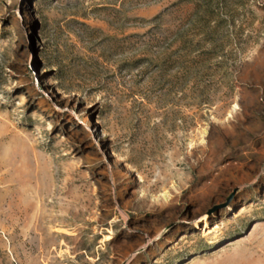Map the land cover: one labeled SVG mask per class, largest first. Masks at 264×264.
Here are the masks:
<instances>
[{
	"label": "rangeland",
	"instance_id": "obj_1",
	"mask_svg": "<svg viewBox=\"0 0 264 264\" xmlns=\"http://www.w3.org/2000/svg\"><path fill=\"white\" fill-rule=\"evenodd\" d=\"M0 264H264V0H0Z\"/></svg>",
	"mask_w": 264,
	"mask_h": 264
},
{
	"label": "water",
	"instance_id": "obj_2",
	"mask_svg": "<svg viewBox=\"0 0 264 264\" xmlns=\"http://www.w3.org/2000/svg\"><path fill=\"white\" fill-rule=\"evenodd\" d=\"M225 207H226V205H224V206H220V207H216L214 211H215V212H216V211H219L220 209H223V208H225Z\"/></svg>",
	"mask_w": 264,
	"mask_h": 264
},
{
	"label": "bare ground",
	"instance_id": "obj_3",
	"mask_svg": "<svg viewBox=\"0 0 264 264\" xmlns=\"http://www.w3.org/2000/svg\"><path fill=\"white\" fill-rule=\"evenodd\" d=\"M59 205V204H58ZM36 213H38V212H36ZM42 214V213H41ZM36 217H37V215H36Z\"/></svg>",
	"mask_w": 264,
	"mask_h": 264
}]
</instances>
